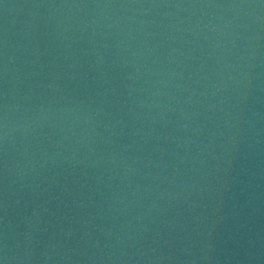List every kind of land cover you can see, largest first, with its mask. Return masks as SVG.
Masks as SVG:
<instances>
[{
    "label": "water",
    "instance_id": "water-1",
    "mask_svg": "<svg viewBox=\"0 0 264 264\" xmlns=\"http://www.w3.org/2000/svg\"><path fill=\"white\" fill-rule=\"evenodd\" d=\"M3 264H264V0H0Z\"/></svg>",
    "mask_w": 264,
    "mask_h": 264
},
{
    "label": "snow or ice",
    "instance_id": "snow-or-ice-1",
    "mask_svg": "<svg viewBox=\"0 0 264 264\" xmlns=\"http://www.w3.org/2000/svg\"><path fill=\"white\" fill-rule=\"evenodd\" d=\"M0 264H3V261L2 260H0Z\"/></svg>",
    "mask_w": 264,
    "mask_h": 264
}]
</instances>
